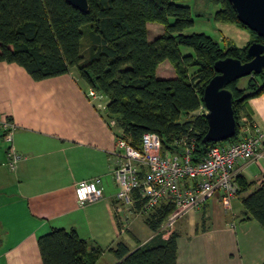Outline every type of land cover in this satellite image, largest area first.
Returning a JSON list of instances; mask_svg holds the SVG:
<instances>
[{
	"label": "trees",
	"instance_id": "1",
	"mask_svg": "<svg viewBox=\"0 0 264 264\" xmlns=\"http://www.w3.org/2000/svg\"><path fill=\"white\" fill-rule=\"evenodd\" d=\"M187 1L88 0L89 9L83 13L66 0H0V62L22 66L36 81L76 69L90 88L108 98L107 114L120 128L119 138L140 149L143 134L152 132L161 137L165 149L180 151L177 140L194 137L192 159L198 162L215 144L203 142L208 122L200 111L205 107L204 88L216 75L214 64L227 57L245 62L251 43L240 49L203 32L186 33L195 23ZM212 2L218 6L215 22L247 28L228 0ZM149 22L164 27L152 41ZM252 33L253 42L264 43ZM166 60L175 69L173 78L156 75ZM246 78V85L239 87ZM242 79L227 86L237 124L233 139L242 123L239 113L250 99L264 94V70ZM237 182L238 196L253 185L239 174ZM242 203L247 219L264 229V185ZM172 211V206L163 205L146 217L155 235L141 247L131 251L120 242L109 249L117 264H177L178 233L164 238L160 231ZM38 245L43 264H95L101 254L75 229L52 228L39 236Z\"/></svg>",
	"mask_w": 264,
	"mask_h": 264
},
{
	"label": "crops",
	"instance_id": "2",
	"mask_svg": "<svg viewBox=\"0 0 264 264\" xmlns=\"http://www.w3.org/2000/svg\"><path fill=\"white\" fill-rule=\"evenodd\" d=\"M217 9L214 5V13ZM147 30L150 41L164 33L155 22ZM162 64L171 63L159 64L158 77L176 76L175 69L162 74ZM90 89L74 68L36 81L22 66L0 62V264H43L38 238L52 228L75 229L101 251L95 264H117L109 249L120 242L134 251L154 237L146 217L148 231L138 223L141 215L128 218L115 212L113 170L120 159L114 150L120 128L111 125L108 98L93 101ZM99 102L105 107H98ZM242 121L264 133V94L246 103ZM5 122L15 126L13 147L21 155L13 170L7 164ZM239 175L253 185L228 206L218 193L178 218L168 231L160 230L164 238L178 233L177 264L264 263V229L247 219L242 203L264 185V146L256 159L239 167ZM87 179H99L104 196L79 206L75 185Z\"/></svg>",
	"mask_w": 264,
	"mask_h": 264
},
{
	"label": "built area",
	"instance_id": "3",
	"mask_svg": "<svg viewBox=\"0 0 264 264\" xmlns=\"http://www.w3.org/2000/svg\"><path fill=\"white\" fill-rule=\"evenodd\" d=\"M88 96L93 101L105 97L94 89L89 90ZM97 106L105 107L100 102ZM115 124L116 121L111 120V125ZM3 130L7 164L13 170L21 160V155L13 147L15 126L5 122ZM176 143L181 145L180 151L165 149L158 134L147 132L143 134L138 149L118 138L114 154L120 162L113 170L118 188L115 196L117 215L126 213L128 218L135 215L147 217L159 207L170 205L173 211L161 227L165 232L182 215L200 208L218 193H222V202L228 206L238 197L239 167L259 156V150L264 146V133L257 126L242 121L237 138L210 146L198 162L192 159L194 137H182ZM103 196L99 179L82 180L75 185L79 206Z\"/></svg>",
	"mask_w": 264,
	"mask_h": 264
},
{
	"label": "water",
	"instance_id": "4",
	"mask_svg": "<svg viewBox=\"0 0 264 264\" xmlns=\"http://www.w3.org/2000/svg\"><path fill=\"white\" fill-rule=\"evenodd\" d=\"M70 5L85 13L88 0H66ZM238 20L250 31L264 40V0H228ZM216 75L208 82L203 92V103L207 110L205 118L208 131L204 143H218L232 139L237 124L233 110V93L227 86L252 74L264 70V43L253 42L247 49L246 61L227 57L215 62Z\"/></svg>",
	"mask_w": 264,
	"mask_h": 264
},
{
	"label": "rangeland",
	"instance_id": "5",
	"mask_svg": "<svg viewBox=\"0 0 264 264\" xmlns=\"http://www.w3.org/2000/svg\"><path fill=\"white\" fill-rule=\"evenodd\" d=\"M192 8V15L195 20L194 26L187 29L186 33H205L212 36L221 44L225 45L227 43H233L237 45L240 49L248 46L250 43L255 41L254 34L247 28L240 24H227V23H217L213 19L214 5L212 0H189L188 1ZM159 29H154V32H158ZM154 34V33H153ZM183 52L190 50L188 48H183ZM168 63V62H167ZM166 65V66H165ZM173 66L171 64H162L161 73L169 75L173 73ZM249 78L242 79L238 84L239 87H244ZM201 112H206V109H200ZM239 122L242 121L243 112L239 113ZM192 116H187L185 119H190ZM138 223L142 225L147 231L146 224L144 222L145 216L139 217Z\"/></svg>",
	"mask_w": 264,
	"mask_h": 264
}]
</instances>
